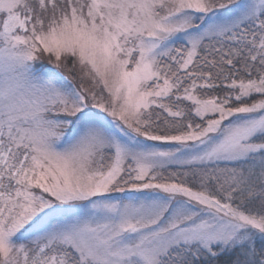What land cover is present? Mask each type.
<instances>
[{
	"label": "snow or ice",
	"instance_id": "snow-or-ice-1",
	"mask_svg": "<svg viewBox=\"0 0 264 264\" xmlns=\"http://www.w3.org/2000/svg\"><path fill=\"white\" fill-rule=\"evenodd\" d=\"M0 264H264V0H0Z\"/></svg>",
	"mask_w": 264,
	"mask_h": 264
}]
</instances>
